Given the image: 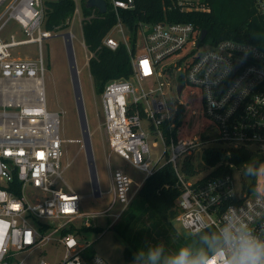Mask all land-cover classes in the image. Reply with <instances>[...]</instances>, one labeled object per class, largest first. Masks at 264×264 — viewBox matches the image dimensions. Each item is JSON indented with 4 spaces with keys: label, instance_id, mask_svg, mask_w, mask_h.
Instances as JSON below:
<instances>
[{
    "label": "built area",
    "instance_id": "1",
    "mask_svg": "<svg viewBox=\"0 0 264 264\" xmlns=\"http://www.w3.org/2000/svg\"><path fill=\"white\" fill-rule=\"evenodd\" d=\"M105 1L116 23L103 44L115 50L124 43L133 74L106 83L101 93L103 124L111 149L143 171L144 178L136 183L124 170L113 171V202L104 210L83 211V197L62 175L61 112L50 110L46 101L42 46L53 33L44 25V1L11 0L0 11V78L10 80L4 87L9 97L0 110V264H100L101 259L109 264L91 251L90 243L81 242L86 232L81 226L92 218L109 217L117 203L121 209L113 222L119 220L143 182L164 162H171L179 177L177 219L191 234L215 229L226 208L243 206L249 194V182L241 173L236 177L240 170L234 164L232 173L210 176L216 167L188 175L183 162L193 150L209 145L264 153V50L232 38L201 41L194 24L184 21H140L133 33L122 10L133 9L135 0ZM175 2L181 10L209 9L194 0ZM75 4L74 18L81 14L79 0ZM253 6L264 20V0H253ZM12 21L22 28V38L14 33L4 37ZM115 32L123 40L114 37ZM69 33L72 42L74 34ZM31 43L38 45V57L14 53ZM83 45L89 63L93 53ZM172 69L177 70V82L168 80L174 77ZM178 83L184 84L181 95ZM188 100L198 102L194 112L204 121L205 138L195 133L180 139ZM151 139L156 140L153 147H159L157 141L164 147L157 162L152 161ZM78 141L86 149L85 140ZM93 189L96 197L105 195L98 175ZM201 220L204 223L197 225Z\"/></svg>",
    "mask_w": 264,
    "mask_h": 264
},
{
    "label": "trees",
    "instance_id": "2",
    "mask_svg": "<svg viewBox=\"0 0 264 264\" xmlns=\"http://www.w3.org/2000/svg\"><path fill=\"white\" fill-rule=\"evenodd\" d=\"M201 2L209 9L181 10L175 0H135V7L131 10H122V17L133 33L140 21L149 23L163 20L184 21L194 24L196 36L206 29L208 31L206 40L212 43L232 38L252 42L264 50V20L256 14L253 0H202ZM75 6V0L46 1L45 27L56 31L57 27L67 26V21L75 12ZM81 11L84 16L83 41L88 51L93 53L88 63L89 71L95 90L101 94L108 81L131 78L133 69L130 55L124 43L115 50L103 44V39L116 23V16L113 13L109 10L100 13L97 8L86 7L84 3ZM183 75L180 77L181 81H184ZM183 110L182 105L180 113ZM253 157L254 152L243 147L228 149L209 145L201 151L203 163L206 166L216 167L209 173L210 176L232 173L230 164L238 167ZM183 168L188 175L196 174L201 170L195 165L192 155L185 156ZM181 192L179 177L171 162L158 165L153 174L143 182L135 200L123 212L121 219L113 225V227L118 226V234L125 243L129 244L125 247L128 258H132L140 248L157 244V241H152L153 229L158 235L162 237L165 235V227L158 225L161 227L157 228L159 221L153 217L152 212L169 227V231L172 229V221L179 214L177 199ZM149 212L151 214H148ZM145 218H150V221L146 222ZM84 229L89 230V227ZM213 230L208 228L203 231ZM197 233L190 237V242L198 239Z\"/></svg>",
    "mask_w": 264,
    "mask_h": 264
},
{
    "label": "rangeland",
    "instance_id": "3",
    "mask_svg": "<svg viewBox=\"0 0 264 264\" xmlns=\"http://www.w3.org/2000/svg\"><path fill=\"white\" fill-rule=\"evenodd\" d=\"M10 1L11 0H0V11L4 9ZM43 1L45 4L46 1L54 0ZM194 1L198 2V4L200 5H203L201 2L202 0ZM84 2L85 0H79L81 8ZM81 17L82 19H84L82 11L80 16L77 15L74 18L73 15L67 21V26L59 28L57 27L56 31H52V37L45 39L43 43L42 55L46 64L44 84L47 106L50 110L61 112V132L62 137L65 139V142L63 144L64 156L62 159V175L65 181L83 197V211L92 212L97 210H104L113 202V193L109 192L110 178L113 171L117 169L124 170L133 178L136 183H140L141 180H143L144 172L133 166L128 160L115 153L109 146V142L105 133V126L103 124L104 114L101 102L102 95L95 90L93 78L89 71L86 48L83 45V31L80 24ZM15 30L16 29L13 27L12 22H10L6 27L4 33L8 34L10 31ZM70 30L73 32L71 34H74L72 48L76 59L77 68L79 70V79L83 96L84 109L86 112L93 149V162L100 181V186L105 192V195L102 197H96L93 194L94 189L86 149L83 147V142L78 141L80 139L83 140V132L71 76L68 50L66 47L65 37L63 35L66 32H70ZM125 33L129 34L128 30L125 31ZM113 36L117 39L123 40V35L120 33L115 32L113 33ZM14 53L19 56L29 55L31 57H38L40 54L38 45L35 43L19 46L17 49H15ZM170 71H168L169 74H171ZM172 71L174 77H168V80L170 82H177V70L172 69ZM9 84L10 80H2L0 78V110L2 109L1 105L4 102V99L9 97V94L4 92V87ZM180 84L181 83H178L177 85V91ZM182 90L178 92L179 95L182 94ZM165 92L167 95L171 93L167 86L165 88ZM197 105L198 102L192 100L189 115H186V111L188 110V106L186 104V108L184 111V114L186 116L184 117L182 128L180 129V139L195 135V133L196 135L200 134V137H203L204 134H207V130L202 127L204 121H201V116L199 115V113L197 114L194 112L196 111ZM183 128H186L185 132ZM182 131L184 132L183 134H181ZM201 140L198 139L196 141L198 142ZM155 142V139H151L150 145L152 146ZM157 143L159 144V147L152 146L153 162L159 161L164 148L160 141H157ZM191 155L193 156L195 165L201 169L200 173H205L211 167H213L206 166L203 163L201 158V150H199V148L193 150ZM254 157L264 161V153H254ZM163 161L164 159L161 160V162ZM68 162H70L69 165H67ZM244 163L245 162L241 163L237 167L238 170H240L236 172L237 178L241 173V166ZM243 180L248 183L244 177ZM133 188L134 190H137V184H134ZM136 197L137 193L135 194L133 200H135ZM120 209L121 205L117 203L111 210V215L109 217L104 219L92 218L89 221L90 224H84L81 226L83 229L89 227V230H86L81 242L90 243L91 251L97 255L104 257L109 264H131V261L133 259V257L128 258L125 254V247L129 244L125 243V241L118 234V226H110V224L114 220V214L117 213ZM148 214L151 213L149 212ZM152 214L153 217L159 221L157 223V228L161 227L158 225H162L166 230V232L164 231L165 235L162 237L158 235L153 229V234L151 235V237L153 236L152 241H157V243H164L168 248H174L176 246H179L180 244L190 242L189 239L193 234L185 229L181 221H179L177 218L172 221V229L170 230V233L169 227L166 226L163 221L159 220L156 214H154L153 212ZM145 219L146 222L150 221V218ZM117 221L118 220L113 222V224L115 225ZM90 228L102 230L99 231Z\"/></svg>",
    "mask_w": 264,
    "mask_h": 264
},
{
    "label": "clouds",
    "instance_id": "4",
    "mask_svg": "<svg viewBox=\"0 0 264 264\" xmlns=\"http://www.w3.org/2000/svg\"><path fill=\"white\" fill-rule=\"evenodd\" d=\"M241 175L250 182L245 204L228 206L213 231L201 230L198 239L174 248L149 244L134 253L131 264H264V161L253 157Z\"/></svg>",
    "mask_w": 264,
    "mask_h": 264
},
{
    "label": "water",
    "instance_id": "5",
    "mask_svg": "<svg viewBox=\"0 0 264 264\" xmlns=\"http://www.w3.org/2000/svg\"><path fill=\"white\" fill-rule=\"evenodd\" d=\"M86 7L90 8H97L100 13H105L107 12V3L105 0H85L84 2ZM208 31L206 29H203L200 33V40H204L207 37ZM65 37V42H66V47L68 50V55H69V60H70V68H71V76H72V81H73V86H74V92H75V97L78 105V111H79V118L81 122V127H82V132H83V139L86 142V153H87V159L90 167V172H91V177H92V183L93 187L97 186V174H96V169L94 165V158H93V149L91 145V137L89 133V128H88V122H87V117H86V112L84 109V104L82 102V91L79 83V77H78V71L76 67V60L72 48V42L69 41L67 38L69 37L70 33L66 32L63 34ZM184 88V84L181 83L178 88V92H180Z\"/></svg>",
    "mask_w": 264,
    "mask_h": 264
},
{
    "label": "crops",
    "instance_id": "6",
    "mask_svg": "<svg viewBox=\"0 0 264 264\" xmlns=\"http://www.w3.org/2000/svg\"><path fill=\"white\" fill-rule=\"evenodd\" d=\"M8 5V4H7ZM3 10V9H2ZM12 24H13V27L16 29L15 31H10L8 34L4 33V37L7 38L9 37V35L11 33H14L16 35V37L19 39V38H22L23 37V31H22V28L14 21H12ZM18 33V34H17ZM20 33V34H19ZM26 57H28L29 55H25Z\"/></svg>",
    "mask_w": 264,
    "mask_h": 264
},
{
    "label": "bare ground",
    "instance_id": "7",
    "mask_svg": "<svg viewBox=\"0 0 264 264\" xmlns=\"http://www.w3.org/2000/svg\"><path fill=\"white\" fill-rule=\"evenodd\" d=\"M189 110H191V103H190V100H188V110L186 111V115H189ZM185 115V116H186ZM186 119V118H185ZM184 129V132H185V129L186 128H183ZM183 131H182V133L181 134H183L184 133ZM200 136V135H199ZM204 136L206 137L207 136V134H204ZM201 137V138H205V137Z\"/></svg>",
    "mask_w": 264,
    "mask_h": 264
}]
</instances>
